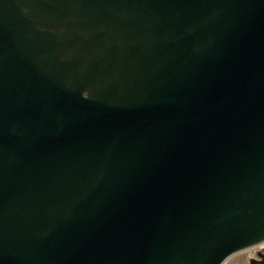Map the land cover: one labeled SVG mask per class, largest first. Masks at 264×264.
Masks as SVG:
<instances>
[{
    "label": "water",
    "instance_id": "water-1",
    "mask_svg": "<svg viewBox=\"0 0 264 264\" xmlns=\"http://www.w3.org/2000/svg\"><path fill=\"white\" fill-rule=\"evenodd\" d=\"M261 245L264 0H0V264Z\"/></svg>",
    "mask_w": 264,
    "mask_h": 264
},
{
    "label": "rangeland",
    "instance_id": "rangeland-1",
    "mask_svg": "<svg viewBox=\"0 0 264 264\" xmlns=\"http://www.w3.org/2000/svg\"><path fill=\"white\" fill-rule=\"evenodd\" d=\"M254 253H255V250L254 251L253 250L242 251L228 258L225 263L226 264H246V262L249 259V256Z\"/></svg>",
    "mask_w": 264,
    "mask_h": 264
},
{
    "label": "flooded vegetation",
    "instance_id": "flooded-vegetation-1",
    "mask_svg": "<svg viewBox=\"0 0 264 264\" xmlns=\"http://www.w3.org/2000/svg\"><path fill=\"white\" fill-rule=\"evenodd\" d=\"M250 250H255V253L249 256L246 264H264V248L255 247Z\"/></svg>",
    "mask_w": 264,
    "mask_h": 264
},
{
    "label": "bare ground",
    "instance_id": "bare-ground-1",
    "mask_svg": "<svg viewBox=\"0 0 264 264\" xmlns=\"http://www.w3.org/2000/svg\"><path fill=\"white\" fill-rule=\"evenodd\" d=\"M261 247H262V245H261ZM264 247V246H263ZM224 264H226V263H224Z\"/></svg>",
    "mask_w": 264,
    "mask_h": 264
}]
</instances>
